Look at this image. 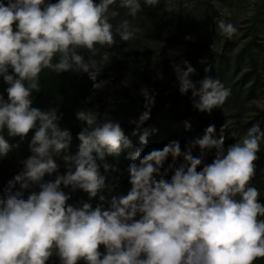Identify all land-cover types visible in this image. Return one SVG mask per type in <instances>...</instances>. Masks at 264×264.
<instances>
[{
    "label": "clouds",
    "instance_id": "1",
    "mask_svg": "<svg viewBox=\"0 0 264 264\" xmlns=\"http://www.w3.org/2000/svg\"><path fill=\"white\" fill-rule=\"evenodd\" d=\"M115 3L0 0V78L8 85L7 99L0 95V133L7 130L8 137L20 141L33 133L31 155L0 190V264H47L54 254L60 264H254L264 258V220L259 219L264 205L258 202L259 190L250 186L264 140L258 125L227 149L222 136L214 139L215 125H209L183 151L179 141L147 154L143 148L130 151V189L123 194L108 183L111 166L100 163L133 148L119 121L78 111L76 119L83 127L72 154V136L59 127L57 108L32 106V93L40 91L45 69L86 74L94 89L107 83H96L101 65L109 62V53L101 54V48L112 47L117 35L127 42L141 32L128 19L110 22L119 15L110 11ZM144 3L154 7L159 0ZM119 7L133 18L142 10L140 0H120ZM218 27L229 38L238 31L224 20ZM80 49L88 51L87 59ZM171 66L179 92H190L193 107L201 113L210 114L231 94L210 76L191 80L194 69L187 61ZM140 95L145 111L128 121L135 125L132 135L150 119L155 101L148 88ZM149 135L144 129L140 145L147 144ZM17 146L0 134V158ZM213 150L214 159L205 163ZM77 190L87 194L88 202L68 203ZM94 199L95 207L90 202Z\"/></svg>",
    "mask_w": 264,
    "mask_h": 264
},
{
    "label": "rangeland",
    "instance_id": "2",
    "mask_svg": "<svg viewBox=\"0 0 264 264\" xmlns=\"http://www.w3.org/2000/svg\"><path fill=\"white\" fill-rule=\"evenodd\" d=\"M119 3L120 0L111 9L119 15L110 22L117 25L128 19L141 32L127 42L117 35L112 47L101 48V54L109 53V62L101 65L96 82L107 83L93 90L86 100L89 110L98 114V120L119 121L132 142L135 125L128 121L145 111L140 90L148 88L155 101L150 119L139 133L152 127L155 131L150 135L158 137L156 149L179 141L183 151L187 141L202 136L209 125H215L214 139L222 136L225 149L239 142L253 125L264 132V0H159L154 7L140 0L142 10L135 18L128 16L127 9L120 8ZM220 20L233 24L237 34L231 38L222 34L218 27ZM81 54L86 59L89 56L86 49ZM95 59L99 60L100 55ZM181 60L194 69L191 80L210 76L230 89L231 94L222 106L210 114L201 113L193 107L190 92L184 95L179 92L171 65ZM74 74L84 89L93 83L86 74ZM193 154L197 155L198 150ZM257 156L250 186L259 190L258 202L264 205V140ZM213 159L214 150L206 156L205 163ZM57 162L63 173V162ZM20 171L0 162V190ZM54 178L46 176L45 180ZM108 183L116 186V193H127L120 184L109 179ZM27 195L26 191L25 198ZM81 201L88 202L87 194L77 190L71 193L68 203L78 205ZM90 202L95 207L98 201ZM100 250L104 251L102 246ZM254 264H264V258H258Z\"/></svg>",
    "mask_w": 264,
    "mask_h": 264
},
{
    "label": "trees",
    "instance_id": "3",
    "mask_svg": "<svg viewBox=\"0 0 264 264\" xmlns=\"http://www.w3.org/2000/svg\"><path fill=\"white\" fill-rule=\"evenodd\" d=\"M118 1L119 0H116V3L110 6V10ZM48 2L56 3L57 0H46V3ZM95 2L98 3L99 0H95ZM80 50L81 53L83 49ZM93 83L90 82L88 89H84L83 86L79 84L74 72L55 73L45 69L40 74V91L32 93L33 107H38L41 110H48L53 107L57 108L58 115H61L59 127L62 130H69L72 136L70 146V152L72 154H75L78 149L79 141L77 139V134L83 127L81 122L76 119V113L81 110H89L86 100L92 95V91L95 90L93 88ZM7 87L8 85L0 78V95H3L5 100L7 99ZM149 128L150 132L153 134L154 131H151L152 127L149 126ZM0 134L4 135L9 144L18 145L17 147H13L7 156L0 158L1 164L9 166L10 169L21 170V162L31 155L29 144L33 133L30 132L24 141H20L19 137H8L7 130H4V132ZM139 135V131L137 135H133L132 149L122 152L118 157L107 156L104 161L100 162L102 165L107 163L111 166L110 170L106 173L109 181L111 180L120 184L125 192L130 189L127 168L132 161L127 159L128 153L137 148H143L142 154H147L152 149H156L158 143V137L149 135L147 144L142 146L139 143ZM101 171L103 172V167ZM57 259H59L58 256H52L47 264H57ZM79 264H84V261H80Z\"/></svg>",
    "mask_w": 264,
    "mask_h": 264
}]
</instances>
